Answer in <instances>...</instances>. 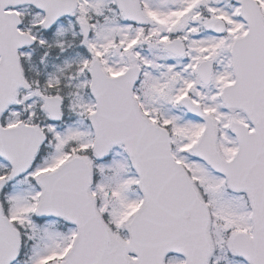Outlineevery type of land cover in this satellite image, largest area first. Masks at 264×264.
<instances>
[{"label":"snow or ice","instance_id":"1","mask_svg":"<svg viewBox=\"0 0 264 264\" xmlns=\"http://www.w3.org/2000/svg\"><path fill=\"white\" fill-rule=\"evenodd\" d=\"M0 264H264V0H0Z\"/></svg>","mask_w":264,"mask_h":264}]
</instances>
